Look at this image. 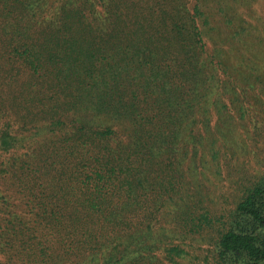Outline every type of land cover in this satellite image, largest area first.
Returning <instances> with one entry per match:
<instances>
[{
    "label": "trees",
    "instance_id": "obj_1",
    "mask_svg": "<svg viewBox=\"0 0 264 264\" xmlns=\"http://www.w3.org/2000/svg\"><path fill=\"white\" fill-rule=\"evenodd\" d=\"M192 1L0 0V200L35 206L24 251L177 264L207 237L218 264H264V174L237 197L219 185L244 172L262 53L239 32L223 45L212 0Z\"/></svg>",
    "mask_w": 264,
    "mask_h": 264
},
{
    "label": "rangeland",
    "instance_id": "obj_2",
    "mask_svg": "<svg viewBox=\"0 0 264 264\" xmlns=\"http://www.w3.org/2000/svg\"><path fill=\"white\" fill-rule=\"evenodd\" d=\"M226 1L229 0H219L218 2L212 0V3L209 5L207 12L211 14V36H217L219 42L226 46L228 42L232 41L231 38L234 32H239L244 40L241 41L238 39L239 43L237 46H249L253 49L259 50L262 54H260L257 64L259 66L264 64V0H242L245 1V5L241 7L240 18H237L236 14H234L236 6H238L237 3L233 4L234 13L232 10L227 13L221 11V4ZM195 4L196 0L192 1V5ZM228 19L232 20L234 23L232 26L229 25L227 28L226 22ZM211 45L213 46L214 42L211 43ZM226 49L228 50L229 47ZM230 62H233L234 65L237 64L234 59H231ZM6 65L11 68L10 70L13 74L18 72V66H13L10 61H7ZM21 69L22 67L19 66V70ZM20 74H23V72H20ZM225 77L227 80H232L229 77V73L225 75ZM247 81H244L242 85L243 87L248 84ZM258 82L264 92V74ZM257 91L253 92L249 90L245 95L251 96L250 100L253 101L251 107L255 110V115L258 116L257 123L259 124L256 125H258V128H262L264 127V94L260 96L256 93ZM239 103H241L240 99ZM3 123L4 120L0 119V125ZM256 125L247 124V126H245L248 128L247 132L241 133V136H239L240 142L247 144V152L240 156L241 159L239 160V163L242 164V170H244V172L240 173V177L237 175H235L234 178L230 176V178H232H229L228 181L225 180L223 183H219L220 186H224L223 190L224 193H226V197L233 191L236 192V197L239 195V192L244 188L242 178L264 174V129H257V127H255ZM193 180L197 182L196 177H193ZM223 198L224 195L222 199ZM1 201L2 200H0V264H66L65 257L58 259L52 258L53 256H59L57 253H53L48 256H35L36 250L32 252H28V250L24 251L26 246H23L22 242L28 240L30 226L35 229L37 228V225L34 223L36 218L33 216V207L35 206H30L25 202H12L9 200L8 203H5ZM221 202L223 205L218 206L221 207L220 212H228V210L233 207L231 200L229 202V199L224 198ZM49 207L52 208L53 206L49 205ZM13 211L14 213L10 215V212ZM167 225L169 227L175 225L172 221V216L168 217ZM13 226H17L22 229L19 235L14 236L7 233ZM47 229V226H44L43 224L41 225V230L45 231L44 237L50 235V231ZM214 241L215 238L213 240H208L207 237L202 241L195 239L192 242V247H189L192 252L191 255L187 254V258L181 259L177 264H218L217 256L215 255ZM9 242L13 247L9 245ZM50 245L51 242L49 241L46 244V247L49 248L48 253L50 252ZM156 254V260L161 259L160 264H171L163 259L165 256L163 249L157 250ZM147 259L149 258H145L142 261L143 264H146L149 261Z\"/></svg>",
    "mask_w": 264,
    "mask_h": 264
}]
</instances>
